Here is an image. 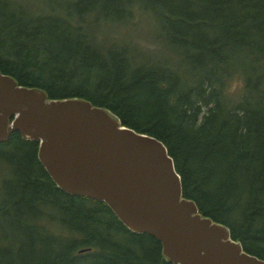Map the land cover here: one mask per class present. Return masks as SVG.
<instances>
[{
    "label": "trees",
    "instance_id": "obj_1",
    "mask_svg": "<svg viewBox=\"0 0 264 264\" xmlns=\"http://www.w3.org/2000/svg\"><path fill=\"white\" fill-rule=\"evenodd\" d=\"M133 11L154 46L108 36ZM0 71L157 138L181 196L264 262V0H0ZM37 143L0 141V264H172L103 202L57 188Z\"/></svg>",
    "mask_w": 264,
    "mask_h": 264
},
{
    "label": "water",
    "instance_id": "obj_2",
    "mask_svg": "<svg viewBox=\"0 0 264 264\" xmlns=\"http://www.w3.org/2000/svg\"><path fill=\"white\" fill-rule=\"evenodd\" d=\"M16 82L0 71V141L14 130L38 141L36 157L57 188L103 202L129 231L152 236L172 264H264L181 196L157 138L82 98L53 100Z\"/></svg>",
    "mask_w": 264,
    "mask_h": 264
},
{
    "label": "rangeland",
    "instance_id": "obj_3",
    "mask_svg": "<svg viewBox=\"0 0 264 264\" xmlns=\"http://www.w3.org/2000/svg\"><path fill=\"white\" fill-rule=\"evenodd\" d=\"M18 1V0H17ZM20 3L23 4H40L41 2L45 3V0H19ZM133 17L131 18L130 21L126 22L125 25L119 24L117 27H113L109 30L108 36L111 37H121V36H126L127 38H132L131 40L134 43L137 44H143L144 46L150 48L151 46H154L152 43V38L149 36V29H150V24H148V20L145 17L144 14L138 12V11H133ZM103 33L105 34V31L103 30ZM107 33V32H106ZM124 42V40H123ZM229 86V90L231 92H236L239 89V86L241 84L240 80L234 79L231 80ZM3 167L0 165V170ZM1 194V193H0Z\"/></svg>",
    "mask_w": 264,
    "mask_h": 264
}]
</instances>
